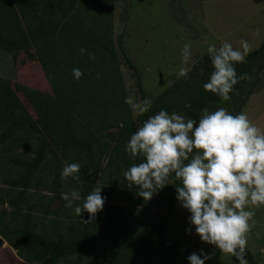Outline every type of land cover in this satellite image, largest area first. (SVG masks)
<instances>
[{
  "label": "trees",
  "instance_id": "trees-1",
  "mask_svg": "<svg viewBox=\"0 0 264 264\" xmlns=\"http://www.w3.org/2000/svg\"><path fill=\"white\" fill-rule=\"evenodd\" d=\"M90 2L92 3H89L86 9L94 8L95 0ZM82 5L83 0H0V52L11 56L13 62L17 56L15 53H31L33 62L38 65L33 69L40 73L32 71L31 74L40 77L37 81L42 83L39 88L24 90L10 79H0V146L5 145L0 148V155L22 149L20 155H3L10 159L7 163L12 164L9 167L10 174L17 172L14 167L20 169V176L7 182L21 187L19 191L15 189L16 195L12 194L14 191L3 192L8 199L7 203L18 213V209L25 202L22 198L27 193L24 191L31 186L34 174L42 173V165L49 157L53 162L48 166L55 167L52 186L49 189L55 193L58 191L57 198H61V159H64L65 151L73 149L75 154L82 158L74 157L67 163L80 162L82 165L79 184H75L82 198H86L96 186L94 182L106 172L111 181V188H102L101 195L110 198L115 204L104 205L91 224L82 222L89 219V214L84 212L79 217L82 221L78 224L70 223L65 229L57 227L53 236H47L44 229L41 231L43 234L37 232V225L29 222L31 213L26 214L20 221H13L16 220L15 217L9 221L10 225L0 224V236L3 239L0 240V249L6 241L17 250L18 255L27 254L30 259L28 263L38 260L56 264L60 259L78 253L80 263L84 257L87 259L85 264H178V247L170 242L165 232L172 207L178 201L176 193L172 194V197L168 194L180 181H174L175 185H168L147 201L137 195L138 190L129 193L126 200L132 202V208L122 204L126 200L121 190L118 192V199L110 194L104 196L105 192L115 189L114 182H118L123 189L128 186L129 182L124 178L123 172L132 163L140 162V158L134 161L128 153V158L121 157L116 163L112 160L113 166L108 158L104 164L112 166V169L106 171L103 165L106 152L98 138L106 135L111 139H123L128 142L137 126L129 105L125 104L126 93L117 95L115 90L110 93V90L117 87L119 79L117 73L116 84L111 80V76L116 74L112 65L116 62L115 45L106 28L84 29L82 18L85 10L82 9L85 8ZM94 22L95 20L91 21L89 25L93 26ZM103 23L104 18L95 22L96 25ZM81 47L94 52L96 59L87 60V53L78 54L76 61L79 62L72 64V55L80 53ZM255 52L249 54L246 63L236 65L238 76L244 73L249 75L254 64L258 65V69L264 67V43ZM84 59L88 62L86 68L94 67V73L97 69L106 71L104 88L99 90L100 96L93 94V89H90L88 84L84 85V89L80 87L70 73V69L78 67V63L84 65ZM123 60L127 67L136 73L137 67L125 56ZM197 70V74L187 78V84L183 86L180 96L176 97V93H172L164 102L158 99L154 109L167 110L169 114L179 112L198 122L199 110L204 107L211 110L219 108L223 100L203 88L213 71L209 55ZM84 79L91 81L89 76ZM135 81L137 88L139 79L136 78ZM242 82L244 81L235 85L234 90L238 89ZM138 92L141 94V100L145 99L140 87ZM240 93L245 97L250 95L243 87L240 88ZM237 99L242 106L244 101ZM186 103L191 104L190 109L185 108ZM94 110L96 126L81 132L77 118L72 115L77 113L82 116ZM159 111H149L143 116H138V123L141 124L149 115ZM118 125H121V128L116 132H107ZM26 153L30 155L25 156ZM119 162L123 164L122 170L117 166H121ZM113 175L115 178L111 179ZM118 179L122 181L119 182ZM53 202L54 197L44 209L46 214L60 212V208L52 209ZM78 203H82V200ZM136 205L140 207L136 208ZM158 207H164L167 212L153 214V209ZM69 210L65 208V211ZM1 215L8 214L3 210ZM74 215L77 216L75 213ZM2 252L3 257L19 263L12 253L5 254L8 253L6 249ZM246 256L248 264H254L247 251Z\"/></svg>",
  "mask_w": 264,
  "mask_h": 264
},
{
  "label": "rangeland",
  "instance_id": "rangeland-1",
  "mask_svg": "<svg viewBox=\"0 0 264 264\" xmlns=\"http://www.w3.org/2000/svg\"><path fill=\"white\" fill-rule=\"evenodd\" d=\"M90 1L83 0L82 7L85 9H82V11L85 10V15L82 18V23L84 29L106 28L115 45L116 62L114 61L112 65L116 69V74L111 76V80L116 84L117 73H119V79L117 80V87L110 90V93L115 90L117 95L126 93L127 96H133L141 100V94L138 92V87H140L145 99L152 100L150 111H159L154 109L158 99L164 102L166 101L165 98L172 93H176V97L182 94L183 86L187 84V78L197 74V68L200 63L207 58V47L209 44L219 47L224 41H228L234 48H239L240 41L247 40L253 46L251 52H255L264 43V0H95L94 8L86 9V6L92 3ZM100 18H104V23L96 25L95 22ZM94 20L93 26H90L89 24ZM52 36L54 37V35ZM189 42L191 43L192 56L187 66L191 68V71L187 78H183L178 75L182 66L181 52L183 46ZM89 46L88 42L87 48ZM15 54L17 56L13 62L11 56L0 52V79H10L12 83L17 84L24 90L39 88L42 83L37 80L40 77L31 74L32 71L38 73L33 69L37 64L33 62L32 54L28 53L30 57L25 55V53ZM78 54L80 53L72 55V64L79 62L76 61ZM124 56L137 67L136 73L127 67L125 60H123ZM86 57L88 60V54ZM83 63L84 65L78 63V67L74 66L71 68H79L83 72L82 78L78 81L76 80V83L83 89L84 85L88 84L89 88L93 89L92 93L100 96L99 90L104 88V73L106 71L97 69L95 70L96 73H94V67L86 68L88 67V62L86 63L85 59ZM257 66L254 64L250 69L249 76L251 79L242 82L239 88L230 94L228 101L220 103V107H227L229 111L231 109L233 114L245 112L257 126L264 128V67L258 69ZM71 69L70 73H72ZM236 71L238 73V70ZM88 76L92 82L84 79ZM136 78L139 79L137 88L135 87ZM241 87L246 93L250 92L248 97L241 96ZM237 98H241L244 101L242 106ZM209 110L211 111V108ZM199 111V114H201V110ZM132 115L134 123L138 127V116L133 112ZM72 116L77 118V125L81 128V132H84L86 128L91 130L97 124L95 110L84 113L82 116L77 113ZM120 128L121 125H118L117 128L114 127L107 132H116ZM98 139L106 152L103 160L106 171L112 169L114 163L112 160L116 163L121 157L124 159L128 158V152L126 151L127 141L111 139L106 135ZM2 147H5V145L0 146V148ZM21 153L22 149L19 148L12 153L3 155L15 156ZM3 155H0V224L10 225L9 221L15 217L16 220L13 221H20L26 214L31 213L29 222L37 225V232L43 234L41 231L44 229L47 232V236H53L56 234L57 227L65 229L70 223L78 224V222L82 221L74 215L75 206L68 208L70 209L69 211H65L67 207L63 208V206L66 201L62 198H57L58 191L55 193L49 189L52 186L55 172V167L48 166L53 162L49 157L46 158L42 165V173H39V175L34 174L31 186L24 191L27 193L22 198L25 202L18 209V213H15L14 208L7 203L8 199L3 191H14L12 194L16 195L15 189L20 190L21 187L19 185H11V183L7 182L10 179L19 177L20 169L19 167H14L17 172L13 171L10 174L9 167L12 164L7 163L10 159ZM26 155L28 156L30 153H26ZM74 157L82 158L80 155L75 154L73 149L65 151V157L61 159L60 178L64 165L69 160H73L72 158ZM108 158H110L112 166L104 164ZM119 163L121 164V162ZM117 166L122 170L123 164L121 166L117 164ZM102 175L101 178L98 177L94 185L98 184L97 186L104 189L111 188V181L107 173L105 172ZM114 178L115 175L111 176V179ZM60 181L63 184L59 190L60 196L62 193L69 192L75 188V184H79V182L77 183L71 178L67 182L62 179ZM118 181L121 182L122 180L118 179ZM113 184H115V189L111 192L106 190L107 192H105L104 196L110 194L115 199H118V192L121 190L124 192L126 200L129 193L131 194L136 190L139 191L136 186L135 188L125 186V189H123V186L118 182ZM175 193L176 191L173 188L168 195L172 197V194L174 195ZM52 197H54L52 209L57 210L60 208L61 210L58 214L49 215L44 212V209L48 202L52 200ZM112 203L115 204L110 198H105L104 205ZM122 204L128 208L133 207L132 202H127V200L122 202ZM139 207L136 205V208ZM141 208L143 209L142 206ZM3 210L8 215H1ZM251 210L256 213L254 217L256 223L249 235L246 251L252 256L254 264H264V207ZM166 212L167 210L164 207H158L152 211L153 214ZM170 215L165 235L171 243L178 247V264H188L187 257L194 252L200 253L201 251L209 255L214 253L212 259L207 260L205 264H239L235 257L229 254H222L214 246L203 243L200 240L195 234V228L189 223L190 214L181 207L178 201L172 207ZM86 229L89 230V228ZM1 239L2 237L0 236ZM4 249L8 251L5 254L12 253L19 263L3 257L2 251ZM18 254L13 246L6 241L3 242V246L0 249V264H26L30 260L27 254ZM246 257L245 255V259H247ZM79 259L80 254L77 253L76 255H68L66 258L60 259L56 264H85L87 260L84 257L80 263ZM24 261L26 262L24 263ZM28 264L51 263L32 260Z\"/></svg>",
  "mask_w": 264,
  "mask_h": 264
},
{
  "label": "clouds",
  "instance_id": "clouds-1",
  "mask_svg": "<svg viewBox=\"0 0 264 264\" xmlns=\"http://www.w3.org/2000/svg\"><path fill=\"white\" fill-rule=\"evenodd\" d=\"M252 47L247 40H241L239 48L228 41L219 47L209 44L207 53L213 71L204 90L228 101L235 85L251 79L247 73L238 76L236 65L246 63ZM79 52L87 53L90 60L96 59L94 52L83 47ZM181 56L178 75L187 78L191 71L187 66L192 56L190 42L183 46ZM72 75L78 81L83 72L73 68ZM125 104L134 114L143 116L150 111L152 100L127 96ZM185 108L190 109L191 104L186 103ZM126 151L134 161L140 158L123 172L129 188L136 186L137 195L147 201L168 185H175L174 181H180L175 188L176 199L190 214L189 223L195 234L220 253L235 257L239 264H248L246 248L256 223V213L251 209L264 207V128L257 126L247 113L233 114L227 107L211 111L204 107L198 122L179 112L169 114L161 109L139 124ZM81 169L80 163H66L62 180L71 178L78 183ZM97 185L86 198L76 188L61 195L65 207L75 206L78 217L84 212L89 214V219L82 221L84 224L93 223L103 210L105 198L102 187ZM212 255L194 252L187 257L188 264H205Z\"/></svg>",
  "mask_w": 264,
  "mask_h": 264
},
{
  "label": "water",
  "instance_id": "water-1",
  "mask_svg": "<svg viewBox=\"0 0 264 264\" xmlns=\"http://www.w3.org/2000/svg\"><path fill=\"white\" fill-rule=\"evenodd\" d=\"M160 81H161V79H160Z\"/></svg>",
  "mask_w": 264,
  "mask_h": 264
}]
</instances>
